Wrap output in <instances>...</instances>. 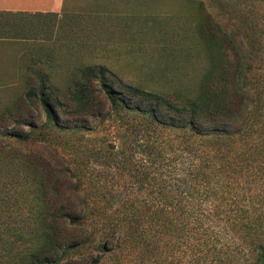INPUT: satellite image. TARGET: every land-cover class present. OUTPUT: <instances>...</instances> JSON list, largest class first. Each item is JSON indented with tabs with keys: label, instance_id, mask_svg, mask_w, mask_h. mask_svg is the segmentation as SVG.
<instances>
[{
	"label": "rangeland",
	"instance_id": "obj_1",
	"mask_svg": "<svg viewBox=\"0 0 264 264\" xmlns=\"http://www.w3.org/2000/svg\"><path fill=\"white\" fill-rule=\"evenodd\" d=\"M210 36L217 39L213 45ZM228 36L235 43H227ZM224 46L232 64L246 67L242 86L249 133L233 140L242 152L238 159L248 168L243 179L250 182L247 194L255 198L253 214L264 215V0H66L58 14H1L0 111L24 95L29 68L34 79H45L48 98L67 92L85 66L104 67L108 73L102 80H113L120 92L131 84L171 98L192 95L211 58ZM98 82L100 77L93 84L101 95ZM104 109L103 119L69 128L53 125L42 113L29 141L4 137L9 172L19 170L26 177L17 174L15 181L4 174L0 183V236L24 246L21 233L26 235L33 225L34 198L28 177L32 167L22 165L19 157L37 151L68 168L85 202L84 237L68 258L86 264L98 255L99 264H207L182 239H175L167 254L159 253L163 243L154 244L152 238L147 246L136 241L119 246L124 228L118 224H127L126 212L133 207L142 224L154 197L153 181L145 186L141 177L147 172L159 177L161 152L180 139L126 109L114 110L110 101L104 100ZM223 138L220 149L235 153V144ZM231 245L232 251L241 248L240 242Z\"/></svg>",
	"mask_w": 264,
	"mask_h": 264
},
{
	"label": "trees",
	"instance_id": "obj_2",
	"mask_svg": "<svg viewBox=\"0 0 264 264\" xmlns=\"http://www.w3.org/2000/svg\"><path fill=\"white\" fill-rule=\"evenodd\" d=\"M228 37L227 43H235ZM207 40L211 45L217 41L213 36ZM211 61L192 95L173 98L131 84L117 91L113 80H102L108 73L104 67L90 66L78 70L67 92L48 98L45 79H34L36 74L32 77L29 68L24 95L0 111V183L6 179L4 174L15 181L18 175L26 177L19 170L18 175L9 172L10 164L4 162V137L29 141L42 113L55 126L83 127L90 120L104 118L107 100L114 110L126 109L160 132H175L180 139L161 152L155 174L159 177L148 172L141 177L142 185L153 181L154 197L142 215V224L137 215L135 218L133 207L126 212L131 219L127 217L125 226L118 224L124 228V241L119 246L134 241L144 246L163 243L160 248L164 250L159 252L157 247V251L167 254L175 239H182L190 253L207 264H233L240 254L234 264H264V215L253 214L255 198L247 194L250 182L243 179L248 168L242 158L238 159L242 152L233 140L244 131L249 133L242 86L246 67L241 62L232 64L225 46ZM98 77L101 95L93 84ZM223 137L235 144V156L220 149ZM210 140L212 146L208 148ZM160 148L164 149L163 145ZM21 158L22 165L32 167L28 177L34 198L33 225L26 229V235L21 233L22 248L18 241L0 236V264H86L83 259L67 257L84 237L81 206L85 202L79 183H72L68 168L53 164L37 151L20 154ZM151 238L153 242L147 244ZM233 241L240 242L241 248L232 251ZM100 258L96 256L89 264H99Z\"/></svg>",
	"mask_w": 264,
	"mask_h": 264
},
{
	"label": "crops",
	"instance_id": "obj_3",
	"mask_svg": "<svg viewBox=\"0 0 264 264\" xmlns=\"http://www.w3.org/2000/svg\"><path fill=\"white\" fill-rule=\"evenodd\" d=\"M66 0H0V15L58 14Z\"/></svg>",
	"mask_w": 264,
	"mask_h": 264
}]
</instances>
